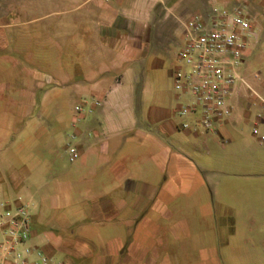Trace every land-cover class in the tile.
<instances>
[{
	"label": "crops",
	"instance_id": "crops-1",
	"mask_svg": "<svg viewBox=\"0 0 264 264\" xmlns=\"http://www.w3.org/2000/svg\"><path fill=\"white\" fill-rule=\"evenodd\" d=\"M63 1L68 7L15 25L36 26V52L43 48L54 64L63 60L69 67L56 64L53 88L30 69L25 88L20 86L12 99L19 101L23 117L31 118L19 130L18 142L0 143V164L5 147L21 157L31 154L30 161L11 169L12 187L27 184L39 190L40 166L56 171L55 162L43 163L34 155L39 148L34 112L38 118L51 108L57 115V102L75 99L99 105H92L91 115L79 125L62 124L50 132L48 140L64 153L75 148L78 159L52 196L61 204L49 209L25 204L30 236L19 246L20 258L25 264H47V259L62 264H263L260 192L240 185L247 174L230 173V162L238 169L246 156L243 148L236 151L245 153L242 157H229L234 114L215 134L180 129L184 120L177 112L186 100L165 91L158 70L164 56L151 40H160L164 28L149 7H142L143 0ZM234 8L254 19L255 32L264 25V0H181L175 15L162 22L174 21L185 41L191 16ZM56 29H61V44ZM256 40L250 41L244 60L252 56ZM247 81L264 98V83ZM248 97L246 89L238 88L232 107ZM4 164L11 168V162ZM8 262L14 264L12 258Z\"/></svg>",
	"mask_w": 264,
	"mask_h": 264
},
{
	"label": "rangeland",
	"instance_id": "rangeland-1",
	"mask_svg": "<svg viewBox=\"0 0 264 264\" xmlns=\"http://www.w3.org/2000/svg\"><path fill=\"white\" fill-rule=\"evenodd\" d=\"M72 2L78 0H71ZM150 1V3H149ZM143 0V6L149 7L150 15L154 16L157 25L164 28L163 36L160 40L155 41L151 38L152 42L158 43L160 53L164 56V63L158 70L161 73V80L163 82L165 91L168 95H177L174 90L172 74L174 69L180 65L178 61V53L183 48L185 41L182 36V30L175 26L174 21L171 19L162 22V18L165 16H172L174 10L181 3V0ZM185 0H183L184 2ZM195 1V0H194ZM63 0H0V143L17 141L19 140V130L24 127L30 117H23L24 112L18 109L16 104L18 100L14 97L18 92L20 86H26L27 81L30 79V69L37 71L40 76L46 80V87L53 88L55 83L53 81L55 74L58 73L56 64L60 63L63 67H69L65 65V61L60 60L54 62L49 59L51 53L43 52V48L36 52V40H37V28L32 25L15 26L23 19L38 18L42 19L46 17L50 10L54 9L56 12L62 9ZM74 7V6H69ZM72 16H81L80 14H72ZM251 17V16H250ZM250 22L254 34H257L256 38H251L252 41H257L253 54L247 60H243L241 64V73L249 80H255L254 77L258 76L260 82L264 83V25L261 29L256 31L255 21L251 17ZM41 23V22H40ZM178 24V22H176ZM7 25V27H4ZM179 25V24H178ZM40 44L46 43V37H38ZM58 39V40H57ZM62 34L61 29H56V43L61 44ZM64 58V57H63ZM33 61V62H32ZM67 61V60H66ZM69 63V62H68ZM17 65V68L12 69V65ZM22 66L23 68H21ZM69 70V68H65ZM153 78V77H152ZM56 86V85H55ZM12 100V101H11ZM95 103V102H94ZM93 102H84L79 99L68 102H57V115L49 110H45L42 114L35 118L36 112L33 113V121L38 125V133L36 137H39L36 141L39 142V148L34 155L40 162L47 163L48 161L55 162V172L45 171L47 166L41 165L43 169L40 179L37 183L41 186L38 189L31 188L29 186L18 184V187L14 189V177L13 168H18L21 161H27L30 159L31 154L28 151L23 154L22 157L15 155L14 150L10 147H5L4 153L6 156L0 164V193H2L5 199L13 202L16 199H20L24 204L29 206L37 204L43 208L49 209L52 204H61L58 201L60 198L56 197L52 202L53 195L58 193L57 186L63 183V173L72 171L77 163V157L70 163L68 161L67 153L56 147V143L53 140H48V137L52 136L50 132L55 130L59 126H75L79 125L83 119L91 115V107ZM75 107V108H74ZM56 113V112H55ZM233 118L235 123L233 126L235 130L232 133L233 150H230V159L235 160L238 157H242L245 153V165L238 169L234 167V164L230 162V173L247 174L242 180L240 185L247 186V188H254L260 192V212L259 219L264 222V141L260 142V138L264 137V109L260 106L259 101L251 98H246L241 101L239 106L233 108ZM28 115H31V111ZM261 120V121H259ZM12 123V124H11ZM63 124V125H62ZM64 126V127H65ZM69 129H67L68 131ZM255 131V133H254ZM23 144H28L25 139ZM72 144L74 142L68 141ZM8 144V143H7ZM9 146V145H8ZM245 150V153H236L238 149ZM243 150V151H244ZM30 161V160H29ZM11 162V168L4 164ZM231 179L238 180L236 177ZM6 194V195H5ZM58 201V202H57ZM31 230L33 228L31 226ZM264 239V229L262 233ZM20 247H16V251L20 250ZM264 253V248L262 250ZM41 260V259H40ZM47 264H62L61 259L48 260ZM264 264V262H263Z\"/></svg>",
	"mask_w": 264,
	"mask_h": 264
},
{
	"label": "built area",
	"instance_id": "built-area-1",
	"mask_svg": "<svg viewBox=\"0 0 264 264\" xmlns=\"http://www.w3.org/2000/svg\"><path fill=\"white\" fill-rule=\"evenodd\" d=\"M253 37L251 22L242 8L217 10L210 16L194 15L188 19L185 44L177 56L180 65L172 74L174 90L186 100L177 112L184 120L181 130L215 134L231 118V98L238 88L246 89L264 108L263 96L241 73ZM254 79L260 81L258 76ZM259 140L263 142L264 137ZM67 154L69 162L77 157L75 148H68ZM0 232V264H8L10 258L14 264H25L16 247L29 239L30 216L19 198L13 202L0 199Z\"/></svg>",
	"mask_w": 264,
	"mask_h": 264
}]
</instances>
